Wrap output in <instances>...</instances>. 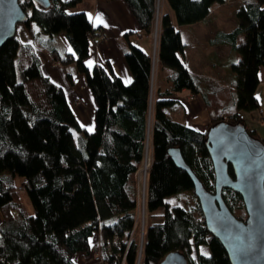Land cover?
Instances as JSON below:
<instances>
[{
	"label": "trees",
	"instance_id": "16d2710c",
	"mask_svg": "<svg viewBox=\"0 0 264 264\" xmlns=\"http://www.w3.org/2000/svg\"><path fill=\"white\" fill-rule=\"evenodd\" d=\"M80 1L50 0L49 6L35 0L20 3L31 9L27 27L35 21L51 38L67 34L75 53L59 48L54 38L39 44L64 65L75 61L84 73L96 103L94 130L79 122L63 86L43 73L33 43L21 42L16 33L0 46V264H79L74 255L92 252L96 232L107 264H137V171L147 143L152 163L140 264H159L176 250L185 253L188 264H232L221 240L208 229L200 203L185 208L167 200L173 194L194 191L195 186L169 149L179 147L206 188L215 191L207 131L221 120L244 121L241 109L259 107L256 90L259 68L264 65V0H246L244 22L223 34L240 53L233 59L234 79L228 84L187 67L179 56L185 48L181 30L164 11L158 57L167 69L168 84L157 87L154 98L153 55L140 46L130 43L125 52L132 73L129 83L111 64L109 68L86 64L91 43L99 40L100 32L85 11H71ZM166 1L178 22L188 24L203 19L215 2L225 0ZM126 2L141 28L151 33L155 0ZM67 74L72 81L73 73ZM185 87L203 97L210 118L207 128L169 115L168 107L177 102L171 95ZM250 131L257 136L256 130ZM229 172L234 176L231 164ZM17 175L22 177L19 184ZM21 191L30 197L33 213L24 207ZM222 194L230 209L246 219L241 194L230 187H224ZM161 206H165L163 213L158 212ZM202 245L210 253L199 251Z\"/></svg>",
	"mask_w": 264,
	"mask_h": 264
},
{
	"label": "crops",
	"instance_id": "0c3cea01",
	"mask_svg": "<svg viewBox=\"0 0 264 264\" xmlns=\"http://www.w3.org/2000/svg\"><path fill=\"white\" fill-rule=\"evenodd\" d=\"M245 1H217L203 19L188 24L178 22L175 11L170 9L171 6L165 10L170 14L174 25L181 30L185 48L179 56L192 72L214 77L222 84H228L234 79L232 59H238L240 53L233 48L223 34L241 25V22L237 21L245 15ZM233 2L234 5H232ZM228 5L231 6L228 7ZM27 11L31 12L29 9ZM71 11H85L93 24L99 27L98 31L104 34L98 41H92L86 64L92 67L99 63L108 68L111 64L114 72L121 76L125 83L131 82L132 73L126 61L125 52L130 43H133L152 54L153 36L152 33H147L141 28L126 0H81L71 8ZM97 17L103 23L97 20ZM16 33L21 42L35 45V51L41 59L43 73L55 83L63 86L68 102L79 122L89 130H94L96 103L92 90L86 84L85 75L77 69L75 61L64 65L55 60L47 48L39 44V42L54 38L59 48L75 53L67 34L61 32L51 38L50 34L43 32L35 21L30 22V28L17 25ZM67 72L73 73L72 81ZM155 77L156 87L167 86V69L159 59ZM259 78L260 84L264 81V65L259 68ZM257 90L256 95L260 99ZM171 97L177 102L168 107V112L174 107L181 121L201 129L207 128L210 122L209 113L200 94L193 95L191 90L185 87L172 94ZM79 252L83 251H78L76 254ZM90 263L91 261H88L87 264Z\"/></svg>",
	"mask_w": 264,
	"mask_h": 264
},
{
	"label": "water",
	"instance_id": "95a60500",
	"mask_svg": "<svg viewBox=\"0 0 264 264\" xmlns=\"http://www.w3.org/2000/svg\"><path fill=\"white\" fill-rule=\"evenodd\" d=\"M35 1L50 5V0ZM28 15L20 0H0V46L16 34L18 23L25 22ZM207 141L214 164L215 191L206 188L179 147L170 148L169 153L191 175L208 229L221 240L231 263L264 264V140L252 134L244 121L233 124L221 120L209 127ZM224 187L241 194L246 219L230 209L222 194ZM159 264H188V259L176 250L167 253Z\"/></svg>",
	"mask_w": 264,
	"mask_h": 264
},
{
	"label": "rangeland",
	"instance_id": "374dc122",
	"mask_svg": "<svg viewBox=\"0 0 264 264\" xmlns=\"http://www.w3.org/2000/svg\"><path fill=\"white\" fill-rule=\"evenodd\" d=\"M234 4L235 3L233 2L232 5H234ZM230 6L231 5H228V7H230ZM169 8H170L169 3L167 1H165L164 2V11L166 9H169ZM170 9H171V11H173L172 8H170ZM30 11H31V9H29V12ZM239 20L240 21H237V22H241V24L244 22V20L241 17L239 18ZM24 25L27 26L25 22L18 23L19 27H25ZM152 36H153V34H152ZM151 47H152V55H153V57H155V63H156L154 71H155V75L157 76L158 51L155 50V53L156 52L157 53H156V55H154V36H153V41L151 43ZM17 63H18V61H17ZM152 79H153L152 80L153 81L152 82L153 83V95H152V97L154 98L155 97V92L154 91L157 88L156 85H155V82H154V79H156V77L152 78ZM257 92H258L257 94L260 97V99L258 98V100L260 102L259 107H255V108H252V109H246V108L241 109V114H242V116L244 118V122H245L247 128L249 130H252V131L256 130L257 136L264 140V81H262L259 84ZM169 114H170L171 117L180 120V117H178L176 115L177 113H175V111H174V107L169 109ZM73 131H74L75 138L77 139L78 133H77V131L75 129H73ZM145 156H146V154H145ZM151 157H152V148L150 146L149 159H147V160H150ZM21 178L22 177L20 175L15 176L16 184L20 183ZM21 198H22V203H23L24 207L26 208L27 212L28 213H33L34 212L33 204H32V201H31V199L28 196L26 191H21ZM167 200L171 204L183 205L185 208L195 207L199 203L198 196L194 193L193 190H185V191L173 194V195L167 197ZM164 211H165V206H161V208L159 209L158 212L159 213H163ZM137 213H138L139 217H138V225H137V229H136V235H137V237L139 239H141L143 234L145 236V232H146V226H145V230H144V227H143V224H142L143 223L142 222V215H143V206H142V204L140 205L139 210L137 211ZM2 219H3V215H2V212L0 211V221ZM147 223H148V212L146 211V224ZM97 237H98V233L96 232L91 238L92 247H94V245L96 243V240H97ZM199 251L207 253V254L210 253L209 247L206 246V245H202L199 248ZM197 252H198V250L195 249L194 253H193L194 256H196ZM82 256H84V258ZM89 256H91V254ZM74 258L80 264H87L88 263V259H89L88 255L85 252L77 253L76 255H74ZM90 264H94V263H90Z\"/></svg>",
	"mask_w": 264,
	"mask_h": 264
},
{
	"label": "built area",
	"instance_id": "2783aa9c",
	"mask_svg": "<svg viewBox=\"0 0 264 264\" xmlns=\"http://www.w3.org/2000/svg\"><path fill=\"white\" fill-rule=\"evenodd\" d=\"M166 0H155V15H154V22H153V30L152 34L154 36V55H156L155 50L158 51V43H159V37L162 29V14L164 12V2ZM104 34L100 33V37H103ZM159 59V57H158ZM155 57H153V70H152V78H155ZM154 76V77H153ZM149 150H150V144L147 143L145 154L146 156L144 157L141 166L139 167L137 171V180H138V210L140 205L142 204L143 206V215H142V224L145 230V224H146V211H147V190H148V175H149V168L152 163V157L150 160L149 159ZM146 158V159H145ZM137 210V211H138ZM138 213H137V220H138ZM144 234L142 238L140 239V253H139V259L137 261V264H140V257H141V252H142V245L144 241ZM117 237H115V241H117ZM112 245H108V249L111 250ZM91 254V256H89ZM88 255V261H91V263L94 264H107L104 260L103 253L101 251V246L99 242V237H97L96 243L94 247H92V252ZM125 264V262H123Z\"/></svg>",
	"mask_w": 264,
	"mask_h": 264
},
{
	"label": "snow or ice",
	"instance_id": "6c2138e0",
	"mask_svg": "<svg viewBox=\"0 0 264 264\" xmlns=\"http://www.w3.org/2000/svg\"><path fill=\"white\" fill-rule=\"evenodd\" d=\"M97 20H99L101 23H103V21L99 17H97Z\"/></svg>",
	"mask_w": 264,
	"mask_h": 264
}]
</instances>
